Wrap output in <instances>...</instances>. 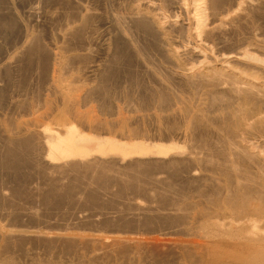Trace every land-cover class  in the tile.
<instances>
[{
    "label": "rangeland",
    "instance_id": "374dc122",
    "mask_svg": "<svg viewBox=\"0 0 264 264\" xmlns=\"http://www.w3.org/2000/svg\"><path fill=\"white\" fill-rule=\"evenodd\" d=\"M176 1L0 0V156L28 139L35 159L0 167V264H157L152 254L165 256L159 264H264V158L234 156V172L223 152L263 138V121L235 122L264 111V85L244 109L219 87L242 75L264 82V0H204L197 22L194 0ZM189 67L193 77L182 75ZM68 122L77 150L109 157L96 162L114 167L106 179L44 161L40 131ZM247 211L263 230L240 225Z\"/></svg>",
    "mask_w": 264,
    "mask_h": 264
},
{
    "label": "bare ground",
    "instance_id": "6f19581e",
    "mask_svg": "<svg viewBox=\"0 0 264 264\" xmlns=\"http://www.w3.org/2000/svg\"><path fill=\"white\" fill-rule=\"evenodd\" d=\"M206 1V0H205ZM205 1L204 0H194V11H193V13H194V16H193V14H192V16L191 17H194V19L196 20V21H194V22H197V21H200V16H199V13L202 11V7H203V4L205 3ZM219 1H221V0H216V3H220ZM223 1V0H222ZM176 4L177 5H179L180 7H182L183 6V4H184V0H177L176 1ZM214 4H215V2H214ZM35 7H32V9L30 10V11H32V13L34 14V15H37V13H36V11L38 10V9H34ZM32 14V15H33ZM202 14V13H201ZM39 15V14H38ZM193 19V20H194ZM192 20V21H193ZM174 21V20H173ZM175 23V22H174ZM146 24V23H145ZM172 24V23H171ZM176 24V23H175ZM84 25V24H83ZM3 27V26H2ZM150 27V26H149ZM200 27V26H199ZM145 28V27H144ZM151 28V27H150ZM149 29V28H148ZM135 30H136V28H135ZM146 31H147V28L145 29ZM151 31V30H150ZM149 31V32H150ZM197 37V36H196ZM36 43H38V42H36ZM31 49V48H30ZM120 50V49H119ZM124 50V49H123ZM30 51V50H29ZM32 52V51H31ZM121 52V51H120ZM124 52V51H123ZM42 53V52H41ZM29 54H31V53H29ZM35 54V53H34ZM123 54V53H122ZM121 54V55H122ZM32 56V55H31ZM119 56V55H118ZM118 58V57H117ZM121 58V57H120ZM41 59V58H40ZM116 59V58H115ZM118 60V59H117ZM33 61V60H32ZM41 61V60H40ZM47 61V60H46ZM132 61V60H131ZM126 62V61H125ZM115 63V62H114ZM133 63H135V62H133ZM118 64V63H117ZM125 64V63H124ZM127 64V63H126ZM38 65V64H37ZM133 65V64H132ZM47 66V65H46ZM43 67H44V65H43ZM89 68L91 67V66H88ZM87 67V68H88ZM93 67V66H92ZM127 67H129V66H127ZM221 67H223V66H221ZM229 67V66H228ZM226 68H227V66H226ZM93 69V68H92ZM194 69V68H193ZM193 69L192 68H185L184 69V72L182 73V75H184L185 77H188V76H192V75H194L195 74V72L193 71ZM29 70V69H28ZM118 70V69H117ZM227 70V69H226ZM229 70V69H228ZM231 70V69H230ZM26 71V70H25ZM112 71V70H111ZM232 71V70H231ZM90 72V71H89ZM108 72V71H107ZM118 73V72H117ZM112 75V74H111ZM128 76V75H127ZM138 76V75H137ZM241 76V75H240ZM22 77V76H21ZM108 77H110V76H108ZM193 77V76H192ZM111 79V78H110ZM103 82V81H102ZM221 83V82H220ZM218 85V84H217ZM264 85V82H263V80L262 81H255V80H251V79H248V78H246V76L245 77H243V75L241 76V80L239 81V82H235V81H229V82H223L222 84H220L219 85V87H220V89H221V87H222V89H225V88H227L230 92H231V94H232V96H234L233 98L235 99H237L238 100V102L242 105V109H244L245 108V105L247 106V104H249L251 101H253V100H255L257 97L256 96H259V94H260V88L259 87H261L262 88V86ZM264 87V86H263ZM142 88H144V87H142ZM165 88V87H164ZM151 89V88H150ZM262 92V91H261ZM162 94V93H161ZM163 95V94H162ZM261 96V95H260ZM168 97V96H167ZM258 98H260V97H258ZM236 100V101H237ZM243 106H244V108H243ZM241 107V106H240ZM236 109H241V108H239V104H237V107H236ZM246 111V113H244ZM248 112V113H247ZM243 113L245 114H243V116H239V115H236L237 116V119H236V124H238L237 123V121L239 122V124H240V126H241V124L242 123H247V121H248V123L250 122V119H252V122H254V120L253 119H256V121L258 120H261V121H263V123H264V120H263V113H264V111L262 110V111H258L257 112V116H255V115H252L251 114V116H248L250 113H249V111H247V110H245L244 109V111H243ZM252 113V112H251ZM242 115V114H241ZM203 118V117H202ZM248 118H250V119H248ZM204 119H202V121H203ZM195 121V120H194ZM193 121V122H194ZM255 121V124L257 123ZM261 121H260V123L259 124H261ZM197 122V121H196ZM206 122V121H205ZM195 123V122H194ZM202 123V122H201ZM205 124V123H204ZM239 124H238V126H239ZM254 124V123H253ZM207 125V124H206ZM243 125V124H242ZM245 125V124H244ZM263 125V124H262ZM60 126V125H59ZM208 126V125H207ZM237 126V127H238ZM240 126H239V128H238V130L240 129ZM246 126V125H245ZM40 127V126H39ZM41 127H42V125H41ZM40 127V128H41ZM213 127H214V124H213ZM39 128V129H40ZM207 128V127H206ZM211 128V127H210ZM215 128H216V125H215ZM234 128V127H233ZM243 128H245L244 126H243ZM242 128V126H241V130L243 129ZM57 129V128H56ZM205 129V128H204ZM207 129H209V128H207ZM214 129V128H213ZM235 129H236V127H235ZM234 129V130H235ZM54 130H55V127H54ZM210 130V129H209ZM211 130H212V128H211ZM215 130V129H214ZM213 130V131H214ZM233 130V131H234ZM238 130H235L234 132L236 133V131L239 133V131ZM241 130H240V132H241ZM47 131V130H46ZM63 132V134H61L62 132ZM216 132H217V129L215 130ZM214 131V132H215ZM41 133H42V136L43 135H45V138L44 139H42V140H45L44 141V153H43V155H42V157L44 158V161L46 162V164L52 169V171L54 170L55 172L56 171H59L60 173H61V171H66V170H70V171H73V170H75V169H79V168H84V169H89V168H91V171L92 170H94V171H98L100 174H99V177L97 178L98 180H101V179H106V175L105 176H103L102 175V173H103V171H106V170H108V169H110L112 166L111 165H108V166H101V165H104V164H101L100 165V163H96L98 160L99 161H101V162H103V161H105V158H109V157H105V156H101V157H96V159L95 158H92V157H89L87 154V156H85L84 155V153H83V151H79V150H77L76 149V142L75 141H71L70 139L71 138H69L70 137V133H77L78 131H77V129H76V127H75V125L72 123V122H68L67 124H65L64 125V128H62L61 130L59 129V131H58V129H57V134H51V135H49L48 134V132H42V131H40ZM53 132H55V131H53ZM58 132L60 133V134H58ZM38 133H39V131H38ZM183 134V133H182ZM186 134V133H185ZM232 134V133H231ZM237 134V133H236ZM39 135H40V133H39ZM216 135H217V133H216ZM233 135V134H232ZM262 136L261 137H263V138H257V140L255 139V140H252V139H247L246 137H241L239 140H237L236 138H235V136H234V138H232V140H234V139H236L235 141L236 142H233V141H229V145H230V149H229V152H228V150L227 151H223V152H227V153H229V161H230V163H229V161H228V163L229 164H231V166L233 167V165L234 164H236V163H238V160H236L235 158H234V156L237 158V159H239V158H241V157H245V156H247V160L249 159H253V161H255V159L258 157V159H262L263 160V158H264V156H263V153L260 151V150H258L257 148H256V144H257V142H259V143H263L264 144V135H263V133L261 134ZM41 136V135H40ZM61 136H63L62 138H60ZM215 136V135H214ZM36 137V136H35ZM205 137H206V135H205ZM217 137V136H216ZM229 137V136H228ZM227 137V138H228ZM259 137V136H258ZM41 139V138H40ZM217 139V138H216ZM215 139V140H216ZM228 139H230V137L228 138ZM41 140V141H42ZM217 141V140H216ZM215 141V142H216ZM39 142V141H38ZM12 143V142H11ZM220 142H218V144H219ZM228 143V142H227ZM240 143L241 145H238V144ZM36 145V144H35ZM38 145H39V143H38ZM220 145H222V144H220ZM225 145H227V144H225ZM33 146H34V143H33V141H31V140H20V141H18V142H15L14 143V145H12V146H10V145H8V148L7 149H5L6 151H3L4 152V154L3 155H1L0 156V167L2 166V165H4V166H6L7 167V169L8 168H11V169H13L14 171H15V168H17V169H19L20 168V164H22L23 165V163H27L28 161H29V158L31 157V160L33 161V159H34V157H32L33 156V153L32 152H34V150H33ZM151 146V145H150ZM231 146H232V148H236V147H238L239 149H237V150H235V152H234V149H232L231 148ZM7 147V146H6ZM5 147V148H6ZM154 147H156V145L154 146ZM158 147V146H157ZM171 147V146H170ZM250 149L251 151H253L252 153L253 154H251V152L247 149ZM36 148V147H35ZM163 149L164 147H158V149H159V152L158 153H163V150H160V149ZM43 149V148H42ZM225 149V148H224ZM2 151V150H1ZM36 151V150H35ZM153 150H152V148H151V152H152ZM161 151V152H160ZM168 151H169V149H168ZM221 151V152H222ZM246 151V152H245ZM254 151H256V152H258V153H256V152H254ZM154 152V151H153ZM152 152V153H153ZM223 152H222V154H219V156H224V155H226V154H223ZM30 153H32V156L30 155ZM157 153V152H156ZM157 153V154H158ZM1 154V153H0ZM150 155H151V153H149ZM155 153H153V155H154ZM143 155H148V152L147 153H145V154H142L141 156H143ZM161 155V154H160ZM165 155H167V154H165ZM228 155V154H227ZM227 155H226V157H227ZM37 156H38V154H37ZM219 156H217V157H219ZM254 156H257L256 158L254 157ZM95 157V156H94ZM115 157V156H114ZM43 158H40L41 160L43 159ZM104 158V159H103ZM152 158V157H151ZM224 158V157H223ZM40 159H38V161L39 162H41L40 161ZM111 159V158H110ZM115 159V158H114ZM156 159V158H155ZM158 159V158H157ZM221 159V158H220ZM224 159H226V158H224ZM31 160H30V162H31ZM35 160V159H34ZM223 160V159H222ZM243 160V159H242ZM37 161V162H38ZM43 161V160H42ZM44 161H43V163H44ZM116 161H117V163H119V164H121V163H124V161H125V158H123V157H119V159L117 158L116 159ZM116 161H115V163H116ZM164 161V160H163ZM226 161V160H225ZM244 161V160H243ZM253 161L252 162H250L251 164L253 163ZM260 161V160H259ZM22 162V163H21ZM158 162V161H157ZM227 162V161H226ZM245 162V164H246V160L244 161ZM248 162V161H247ZM32 163H34V162H32ZM224 163V162H223ZM227 163V164H228ZM243 163V162H242ZM35 164V163H34ZM46 164H44V165H46ZM112 164V163H111ZM114 164V163H113ZM118 164V165H119ZM131 164V163H130ZM136 164V163H135ZM167 164H168V162H167ZM175 164V163H174ZM226 164V163H225ZM228 164V165H229ZM239 164V163H238ZM237 164V165H238ZM249 164V163H248ZM117 165V166H118ZM133 165V164H132ZM37 166V165H36ZM115 166V165H114ZM116 166V167H117ZM120 166V165H119ZM138 166V165H137ZM143 165L141 164V167H142ZM152 166V165H151ZM172 166V165H171ZM246 166H248L247 164H246ZM250 166V165H249ZM5 167V168H6ZM48 167V168H49ZM131 167H134V165L133 166H131ZM148 167V166H147ZM154 167V166H153ZM170 167V166H169ZM226 167V166H225ZM235 167V166H234ZM234 167L232 168L233 170H234ZM2 168V167H1ZM4 168V167H3ZM25 168V167H24ZM23 168V169H24ZM114 167H112V169H113ZM137 168V167H136ZM158 168V167H157ZM227 168H228V166H227ZM226 168V169H227ZM45 169H47V168H45ZM71 169H73V170H71ZM116 169V168H115ZM120 169V168H119ZM138 169V168H137ZM144 169V168H143ZM145 169H147V168H145ZM166 169V168H165ZM238 169V168H237ZM241 169V168H240ZM245 169H248V168H244V170ZM9 170V169H8ZM21 170V169H20ZM44 170V169H43ZM48 170V169H47ZM50 170V169H49ZM90 170V169H89ZM89 170H87V171H89ZM117 170H118V167H117ZM140 170H142L141 168H140ZM232 170V171H233ZM16 171H18V170H16ZM79 171V170H78ZM94 171H92V172H94ZM112 171V170H111ZM135 171V169L133 170V172ZM139 171V170H138ZM230 171V170H229ZM236 170H234V172H235ZM9 172V171H8ZM47 172V171H46ZM126 172H128V171H126ZM136 172V171H135ZM228 172V171H227ZM237 172H239L238 170H237ZM246 172H248L249 173V170H245V173ZM16 173V172H15ZM20 173H22V172H20ZM24 173V172H23ZM65 173V172H64ZM132 173V172H131ZM137 173V172H136ZM148 173V172H147ZM231 173V172H230ZM241 173H244V172H241ZM248 173L246 174V176L245 177H247L248 178ZM13 174V173H12ZM138 174V173H137ZM235 174H237V173H235ZM56 175V174H55ZM67 175V174H66ZM126 175V174H125ZM133 175V174H132ZM135 176H136V174H134ZM229 175V174H228ZM234 174H231L230 176H233ZM131 176V175H130ZM244 176H243V179H244ZM49 177V176H48ZM59 177V176H58ZM105 177V178H104ZM115 178V177H114ZM124 178V177H123ZM129 178H131V177H129ZM235 178V180H236V183L235 184H239L240 182H244V180L242 181H239V183L237 182L238 180V178H241V175H240V177H238V178H236V176L234 177ZM49 179V178H48ZM59 179V178H58ZM230 179V178H229ZM242 179V178H241ZM263 180H264V178H262ZM262 179H258V180H262ZM19 180V179H18ZM53 180V179H52ZM52 180H50V181H52ZM234 180V181H235ZM240 180V179H239ZM102 181H104V180H102ZM134 181V180H133ZM135 181H137V180H135ZM143 181V180H142ZM230 183H231V181H229ZM262 182V181H261ZM60 183V182H59ZM131 183V182H130ZM133 183V182H132ZM245 183H247V181L245 182ZM248 183H249V181H248ZM264 183V182H263ZM261 184V183H260ZM19 185V184H18ZM107 185V184H106ZM234 185V184H233ZM240 185V188H242V183L241 184H239ZM259 185V184H258ZM263 184H261L260 185V188H264V185H263V187H261ZM122 186V185H121ZM135 186V185H134ZM245 186V185H244ZM248 186V185H247ZM32 187V186H31ZM136 187V186H135ZM58 188V187H57ZM62 188V187H61ZM236 188V187H235ZM238 188H239V186H238ZM248 188V187H247ZM246 187H245V189H247ZM59 189V188H58ZM105 189V188H104ZM250 189V188H249ZM57 189L55 188L54 189V186H53V189L49 192V193H47L45 196H44V202H48L49 203V201H50V195L52 194H57L58 192L56 191ZM62 190V189H61ZM94 190V189H93ZM100 190V189H99ZM132 190V189H131ZM137 190V189H136ZM234 190H236V192H237V189H234ZM239 190L240 189H238V192L237 193H239ZM259 190V189H258ZM264 190V189H263ZM262 189H261V191H263ZM69 191V190H68ZM247 191V190H246ZM252 191V190H251ZM256 190H254V192H255ZM241 192V191H240ZM243 192H245V191H243ZM69 193V192H68ZM234 194H236L237 195V193H235V191L233 192ZM232 193V194H233ZM249 193V192H248ZM259 193H261V192H259ZM263 193H264V191H263ZM243 194V193H242ZM241 194V195H242ZM254 194H257V192L256 193H254ZM109 195V194H108ZM239 196H240V194H238ZM243 195H245V194H243ZM246 195H248V194H246ZM245 195V196H246ZM37 196V195H36ZM62 196V195H61ZM60 195H59V197H61ZM239 196H235L234 195V200H235V198H236V200L237 199H239L240 197ZM245 196H243L242 198H244L243 199V201L244 200H246L245 199ZM249 196H252L253 197V194H251V195H249ZM249 196H247V197H249ZM256 196V195H255ZM258 196V195H257ZM256 196V197H257ZM264 196V195H263ZM206 197H207V195H206ZM231 197V196H230ZM239 197V198H238ZM255 197V198H256ZM42 198V197H41ZM56 198H58V197H56ZM62 198V197H61ZM229 198V197H228ZM228 198H227V200H228ZM250 198V197H249ZM258 198V197H257ZM257 198H256V201H257ZM260 198H261V196H260ZM263 198V197H262ZM67 199V198H66ZM230 199V198H229ZM58 201L60 200V199H57ZM64 200V199H63ZM138 200V199H137ZM134 201L135 203L134 204H138L137 206H139L140 208L142 207L141 206V204H140V202H138V201ZM234 200H231L230 199V201H234ZM235 200V201H236ZM242 200V199H241ZM55 201V200H54ZM238 201V200H237ZM260 201V200H259ZM264 199H262V204H264ZM52 202V201H51ZM59 202H61V201H59ZM94 202V201H93ZM96 202V201H95ZM228 202V201H227ZM242 202V201H241ZM55 203V202H54ZM142 203V202H141ZM244 203V202H243ZM251 203H252V201H251ZM259 203V202H258ZM212 204V203H211ZM214 204V203H213ZM235 204H236V202H235ZM253 204V203H252ZM255 204H256V202H255ZM254 204V205H255ZM260 204H261V202H260ZM260 204H259V206H260ZM143 205V204H142ZM233 205V204H232ZM231 205V206H232ZM239 205V204H238ZM241 205V204H240ZM242 205H245V204H242ZM144 206V205H143ZM246 206V205H245ZM257 206H258V204H257ZM257 206H255L256 208H258ZM146 207V206H145ZM244 207V206H243ZM247 207H249V204H248V206ZM247 207H246V210H247ZM254 207V208H255ZM261 207V206H260ZM264 207V206H263ZM48 208V207H47ZM60 208V207H59ZM231 208V207H230ZM235 208V207H234ZM245 208V207H244ZM250 208V207H249ZM202 209V208H201ZM232 209H233V207H232ZM263 209V208H262ZM245 210V211H246ZM252 210H254L253 208H252ZM147 211V210H146ZM149 211V210H148ZM241 211V210H240ZM243 211V210H242ZM255 211V210H254ZM257 211V210H256ZM255 211V212H256ZM263 211V210H262ZM84 212V211H83ZM108 212V211H107ZM110 212V211H109ZM140 212V211H139ZM249 212H251V211H249ZM253 212V211H252ZM259 212V211H258ZM78 213V212H77ZM90 213H91V211H90ZM90 213H86V214H89L90 215ZM114 212H112V214H113ZM232 213V212H231ZM237 213V212H236ZM261 213H264V212H261ZM83 214V213H82ZM81 214V215H82ZM98 214V213H97ZM109 214V213H108ZM239 214V213H238ZM241 214V213H240ZM242 214H244V213H242ZM241 214V215H242ZM246 214H248V211H247V213H245V216L244 215H242V217H240V219H238V222H240L241 224L240 225H242V222H244L245 224L246 223H250V222H252L253 223V228L254 229H257V230H261L262 228L259 226L260 224L258 223V218H259V214L257 215V217L258 218H256V214H257V212H256V214L255 213H253V214H251V213H249L248 215H246ZM85 215V213L83 214V216ZM95 215V214H94ZM131 215V214H130ZM132 215H134V213L132 214ZM137 215V214H136ZM205 215V214H204ZM230 215V214H229ZM82 216V217H83ZM105 216V215H104ZM232 216V215H231ZM233 216H235V215H233ZM239 216V215H238ZM99 217V216H98ZM111 217V216H110ZM206 217V216H205ZM204 217V218H205ZM79 218H81V217H79ZM89 218V217H88ZM109 218V217H108ZM150 218V217H149ZM236 218V217H235ZM262 218H264L263 217V214H262V217L260 218V219H262ZM83 219H85V217L83 218ZM87 219V218H86ZM221 219V218H220ZM228 219V218H227ZM119 220V219H118ZM207 220V219H206ZM205 220V221H206ZM212 220V219H211ZM215 220V219H214ZM213 220V221H214ZM218 219H216V221H217ZM224 221V220H223ZM255 221V222H254ZM210 222V221H209ZM217 222H219V221H217ZM263 222H264V220H263ZM115 223V222H114ZM207 223V222H206ZM244 223H243V225H244ZM261 223H262V221H261ZM221 224V223H220ZM236 224V223H235ZM259 224V225H258ZM207 225V224H206ZM248 225V224H247ZM251 225V224H250ZM212 226V225H211ZM252 226V225H251ZM263 226H264V223H263ZM257 227V228H256ZM261 229H260V228ZM259 228V229H258ZM263 230V229H262ZM258 232V231H257ZM260 232V231H259ZM262 232V231H261ZM27 233V232H26ZM121 233V232H120ZM165 233V232H164ZM12 235H14V234H12ZM20 236H24V234L22 235V234H19ZM32 236V235H34V232H32L31 234H28V235H25V236ZM8 236V235H7ZM21 239V238H20ZM110 239V238H109ZM131 238H129V236H126V237H122V236H114V237H112V241H122V242H124V241H126V242H128L129 240H130ZM13 240V239H12ZM17 240V239H16ZM132 240V239H131ZM130 240V241H131ZM5 241V240H4ZM18 241V240H17ZM129 241V242H130ZM138 241V240H137ZM10 242H12V241H10ZM119 242H116V244L118 243L119 244ZM106 243H107V241H106ZM131 243V242H130ZM110 244V243H109ZM114 244H115V242H114ZM114 244H112V245H114ZM171 244L173 245V242H171ZM175 245H177L176 243H174ZM108 245V244H107ZM170 245L171 247H173V246H175V245ZM66 246V245H65ZM121 246V245H120ZM123 246V245H122ZM249 246V245H248ZM69 247V246H68ZM262 247V246H261ZM260 247V249L262 250V248ZM5 248V247H4ZM8 247H6V249H7ZM17 249V248H16ZM259 249V248H258ZM264 249V248H263ZM120 251V250H119ZM108 255H110V254H108ZM121 255V254H120ZM123 255V254H122ZM149 255H151V254H149ZM94 256V255H93ZM152 256H153V258L154 259H156V261H157V264H159L161 261H163V262H165L163 259L165 258V256H161V255H158V254H152ZM169 256V255H168ZM167 256V257H168ZM254 256V255H253ZM96 259V258H95ZM174 260V259H173ZM148 262V261H147ZM159 262V263H158ZM64 263V262H63ZM140 263V262H139ZM142 264H143V262H141ZM156 264V263H155ZM167 264H169V263H167Z\"/></svg>",
    "mask_w": 264,
    "mask_h": 264
}]
</instances>
